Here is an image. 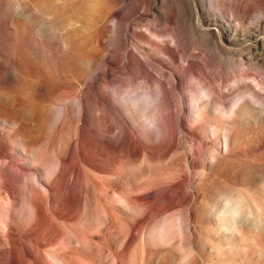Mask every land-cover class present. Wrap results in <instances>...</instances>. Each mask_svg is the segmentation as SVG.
I'll use <instances>...</instances> for the list:
<instances>
[{"label":"rangeland","instance_id":"374dc122","mask_svg":"<svg viewBox=\"0 0 264 264\" xmlns=\"http://www.w3.org/2000/svg\"><path fill=\"white\" fill-rule=\"evenodd\" d=\"M50 1L0 0V97L1 93L21 97L23 109L27 103L49 108L52 130L49 135L48 128L44 130L41 143L57 156L64 150L72 151L71 159L64 162L66 169L49 193V205L42 209L40 226L20 230L22 246L17 262L62 264L67 257L77 264H264V126L259 118L251 115L236 123L242 139L235 148L237 157L254 162L257 169L244 175L239 171L240 159L233 157L211 167L212 154L223 151V140L220 135L217 140L212 136L210 125L199 133L195 145L186 130H178L173 139L159 135L144 138L139 132L152 127L154 103L139 118L132 106L138 100L146 102V92L152 94L151 99L153 91L145 92L138 82L118 90L113 85L103 87L101 75L92 72L101 66L94 49L103 53L115 43L110 22L100 18L117 10L124 16L121 34L126 41L120 51L139 43L135 32L174 49L168 30L176 29L189 43L184 48L192 53L189 58L199 60L204 55L222 79L217 86L223 96L215 105L222 102L228 107L236 99L248 100L245 94L251 86L264 102V87H256L251 81L255 76L264 81V0H146L138 8H126V0H105L90 15L92 27L85 31L86 39L78 50L74 27H69L66 19L75 11L79 15L71 17L76 20L82 17L80 12L88 16L94 0H68L66 10L60 1L53 0L49 6ZM49 9L56 13L54 29L48 25V17L53 21ZM30 15L36 17L33 24ZM83 23L87 24L79 22ZM145 25L160 35H152ZM16 32L26 34L29 49L11 50V37ZM97 34L99 43L94 38ZM42 36L52 37L55 55L65 52L64 41L71 47L73 44L67 52L73 63L80 58L76 51H82L89 60L84 64L89 77L61 78L57 56L49 59L38 45ZM150 47L149 43L138 46L156 53L153 64L166 62L164 69L175 82L181 72L178 85L184 91L180 119L186 122L190 92L197 86L183 73L179 58L172 62ZM114 64L108 65L107 74L120 75V63ZM148 67L160 75L156 68ZM47 70L54 72L52 79L44 76ZM23 76L34 82L33 88L27 95H18L16 80ZM52 87L74 90L73 97L83 95L90 108L86 117L78 120L77 99L71 98L65 102L68 114L60 120L59 107L64 100L50 95ZM1 99L0 108L13 113ZM109 100L121 112L114 113ZM10 121H0V161L6 163L15 131ZM75 128L76 144H71ZM27 133L33 138L39 130L29 128ZM234 193L259 197L261 203L238 215L223 213L226 199ZM7 205L6 220L16 230L12 206L10 202ZM3 259L9 264V254Z\"/></svg>","mask_w":264,"mask_h":264},{"label":"bare ground","instance_id":"6f19581e","mask_svg":"<svg viewBox=\"0 0 264 264\" xmlns=\"http://www.w3.org/2000/svg\"><path fill=\"white\" fill-rule=\"evenodd\" d=\"M43 1L45 2L47 0ZM52 1H50L49 6L52 5ZM58 1H60L59 4L65 8L64 10L68 8V5L66 4V1L68 0H56V2ZM104 1L105 0H94L95 3L91 7L88 16H85L84 13L82 14L80 12L82 17L76 20L77 18L71 16H78L79 13L77 11L67 16V25L69 27H74L76 50L81 47V42L86 39L84 35L85 31H89L92 27L93 21L91 20L90 15L94 14ZM223 1L226 2V0ZM116 2H120V0ZM143 2L145 3L146 0H126V8H132L134 6L137 8L141 7L140 4L143 5ZM75 13L78 14L75 15ZM143 13H145V11L140 12V15ZM49 14L52 15L53 21L51 22V17H48V25L54 29L56 13L51 10L49 11ZM95 15L96 17L100 16V14L97 13ZM30 16L32 17L31 22L33 24L36 17H33L32 15ZM62 17L64 18L65 15H62ZM100 19L105 23L110 22L111 30H108H110L115 40L112 41L115 42L112 46L105 47L106 50L103 53L96 48L94 49L95 58H100L101 66L100 68H97L98 70L94 69L92 72L95 71V75H101L100 82L102 83V86L106 87L113 85L115 90H118L121 89L122 86L133 85L135 82H138L140 86L145 88V92L153 91V97H151V99L150 95L152 94L146 92V102L140 103L138 100L133 102L134 105L132 106V111L139 118L146 115L149 107L148 105L154 103V108L152 106L153 109L150 113L152 127L148 126V128H144L145 130H140V132L138 130L142 137L148 138L152 136V138H154L156 135H159L163 139L167 137L173 139L178 130L179 132L181 130H186L187 133L191 135L193 145H195L197 138L200 136L199 133L205 131L210 125V133L212 136L217 140V137L220 135L223 140V151L214 152L212 154L210 162L211 167L219 164L225 159L229 160L233 157L234 159H240L241 165L239 171L242 174L245 175L250 171L257 169V164L248 159L237 157L235 152V148L242 139V131L236 127V123H242L243 119L255 115L264 126V108L254 107L251 104L257 103L264 106V102L258 96L259 94L254 86H251L250 90L245 94L248 95V100L247 98L246 100L236 99L228 107L224 106L222 102H219L220 105H215V102L223 96L222 93L218 91L217 86L222 79L212 71L211 64L204 55H200L199 60H192L189 58L192 53H189L188 50L186 53L184 50L185 46L189 45V43L180 36L176 29H167L170 31L169 38L174 45V49L167 46L168 44L166 43L163 44L162 42H156L153 39H149L146 36L135 32L139 43L137 42V44H134L131 47L129 46L125 51H120L125 48L124 43L126 42L121 34L124 27L123 14H120L117 10H110ZM80 21L87 24H79ZM43 25L44 24H42V26ZM166 25L163 23L162 26ZM146 28L149 32H152V35H160L159 31L154 32L151 29V26L148 25ZM160 29H162L161 26ZM164 30L166 32V29ZM161 31L163 32V30H160V32ZM117 34H119V36H117ZM111 37H109V39H111ZM11 38L13 39L10 47L11 50L29 49L30 42L28 41L26 34L16 32ZM94 38L95 42H101L100 34H97ZM140 43H149L151 45L150 48H154L158 54H161V56L168 58L172 62L179 58L182 62L183 73H186L187 78L191 80V82L193 79L192 83L196 84L197 90H194L195 92H190L192 93L190 97L192 101L190 100L191 102L188 110L186 109V122L180 119L182 113L180 97L183 96L184 91V89L182 90V87L178 85V82L180 81V77L178 76L181 73L180 70V73H176L177 75L175 76L179 81L175 82L174 78H172L164 69L166 62H162V64H160L161 66L153 64L151 60L156 59V53L149 51V49L148 51L140 50L138 48ZM38 45L49 59L56 58L57 56V60L60 62L59 73L61 74V78H72L73 76H76L78 79L85 80L86 77H89L86 74L87 68L84 65L88 63L89 60L83 56L82 51L80 53L76 51V54L80 58H77L75 63H73L71 58L67 56V52L73 49V44L71 47V45L64 41L65 52L59 55H57V53L55 55L52 51L53 39L51 36H42ZM116 61L120 63V70L118 71L120 75H114V73L112 75L107 74L108 65H115L114 63ZM148 66L156 68L160 75L153 73ZM51 71L52 70H47L44 72V76L47 79H52L55 76L53 74L54 72ZM241 76L247 75L241 74ZM23 78L24 79L18 77L16 80L15 89L18 95H27L33 88L32 86L34 82L30 81L25 76H23ZM235 80L238 84L239 77ZM251 81L256 87H264V81L260 78H256V76L255 78H251ZM46 85L50 86L51 83L47 81ZM49 93L54 98L64 100L59 107L60 120L64 119L68 114L65 102L71 98L77 99L78 120H82L86 117L87 111L90 108L85 105L83 95L73 97L74 90L64 91L61 90L60 87H52L49 90ZM11 97L12 96L8 93H1L0 97L4 100V103L13 110V113H8L7 110L3 111L0 108V121L8 122L10 121L8 117H12L13 121L10 122H12L11 124L15 127L13 134V147L10 151L11 157L7 163L4 160L0 161V264H5L3 258L8 254L10 257L9 264H21L17 262L16 258L21 252V231L26 229V227L34 228V226L41 224L40 215H42V209L46 210L47 205H49V193L52 191L54 184L60 179L61 174L66 169L64 162H66V164L68 163L67 161L71 159L72 152H70L69 149L67 151L62 150L63 152L57 156L49 151L45 143H41V135H44V130L48 128V135L51 134L52 130V121L49 118L51 110L49 108H43L40 105L35 106L33 103H27L26 107L23 109L21 105L22 98ZM241 97L244 98V94ZM107 103L113 108L114 113L116 111L121 112L113 101L109 100ZM212 113L214 114V117H211ZM33 120L36 122L32 123ZM133 121L136 124L139 122L138 119H134ZM29 128H33L35 131L39 130V134L37 136L34 135L33 138H31L27 133ZM76 128L72 130L70 135L69 141L71 144H76ZM117 135H119V133H117ZM102 137L105 138L104 135ZM108 142V140L105 141L107 144ZM60 147L61 146H59V150ZM22 156L29 157V160H23L21 158ZM7 202H10V205L12 206V225L16 226V230H13L6 220L8 210ZM260 203L261 200L259 197H246L243 194L234 193L226 199L222 212L231 215H238L240 212L248 210L250 206L259 207ZM65 258L66 259L62 264H77L67 257Z\"/></svg>","mask_w":264,"mask_h":264}]
</instances>
